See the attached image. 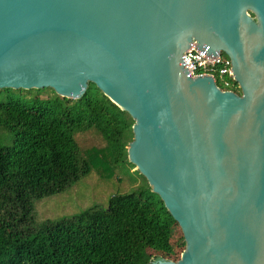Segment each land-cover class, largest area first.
Wrapping results in <instances>:
<instances>
[{
	"label": "water",
	"instance_id": "95a60500",
	"mask_svg": "<svg viewBox=\"0 0 264 264\" xmlns=\"http://www.w3.org/2000/svg\"><path fill=\"white\" fill-rule=\"evenodd\" d=\"M194 40L240 94L187 76ZM89 83L134 120L128 160L181 229L153 264H264V0H0V89Z\"/></svg>",
	"mask_w": 264,
	"mask_h": 264
},
{
	"label": "trees",
	"instance_id": "16d2710c",
	"mask_svg": "<svg viewBox=\"0 0 264 264\" xmlns=\"http://www.w3.org/2000/svg\"><path fill=\"white\" fill-rule=\"evenodd\" d=\"M230 89L240 94L237 83ZM38 91L0 89V130L10 133L0 142V264H153L155 252L175 258L183 235L143 175V187L112 195L106 207L36 218V200L68 190L92 168L135 167L127 154L134 120L95 84L79 98ZM92 127L105 145L82 150L74 135Z\"/></svg>",
	"mask_w": 264,
	"mask_h": 264
},
{
	"label": "rangeland",
	"instance_id": "374dc122",
	"mask_svg": "<svg viewBox=\"0 0 264 264\" xmlns=\"http://www.w3.org/2000/svg\"><path fill=\"white\" fill-rule=\"evenodd\" d=\"M51 94H53L51 88L38 91V95L41 98H47ZM0 136L1 143L10 141V133L8 131L0 130ZM74 137L82 150L93 146L102 147L105 145L104 140L93 127L86 131L76 132ZM144 184L145 182L136 167L130 168L127 163L112 168L110 172H99L92 168L88 174L81 177L68 190L36 200L34 203L35 215L37 219H58L72 216L92 205L97 204L106 207L108 199L112 195L132 192L143 187ZM181 233L178 232L176 235ZM156 254L162 255L160 252H155ZM180 254L181 249H178L175 258L171 256L165 258L177 260Z\"/></svg>",
	"mask_w": 264,
	"mask_h": 264
},
{
	"label": "built area",
	"instance_id": "2783aa9c",
	"mask_svg": "<svg viewBox=\"0 0 264 264\" xmlns=\"http://www.w3.org/2000/svg\"><path fill=\"white\" fill-rule=\"evenodd\" d=\"M180 64L187 76H211L222 90H232L236 83L230 58L219 50L210 54L196 40L183 52Z\"/></svg>",
	"mask_w": 264,
	"mask_h": 264
}]
</instances>
